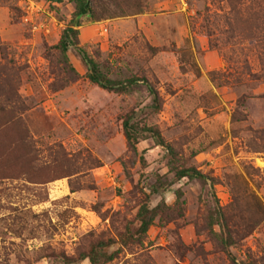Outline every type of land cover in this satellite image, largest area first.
Here are the masks:
<instances>
[{"label": "rangeland", "instance_id": "1", "mask_svg": "<svg viewBox=\"0 0 264 264\" xmlns=\"http://www.w3.org/2000/svg\"><path fill=\"white\" fill-rule=\"evenodd\" d=\"M88 2L72 39L125 91L59 46L75 0H0V264H264V0Z\"/></svg>", "mask_w": 264, "mask_h": 264}, {"label": "trees", "instance_id": "2", "mask_svg": "<svg viewBox=\"0 0 264 264\" xmlns=\"http://www.w3.org/2000/svg\"><path fill=\"white\" fill-rule=\"evenodd\" d=\"M47 1H60V0H47ZM76 1V6H75V11H74V17L72 18V22H71V26H68L64 29L62 35H61V39L59 41V46L62 48V50H66L67 46H75L79 55L81 56V58L83 59V61L85 62L86 66H87V76L88 79L91 82H94L96 84H98L99 86L106 88V89H114V90H120V91H125L126 90V85L124 84L125 82H123V84H120L119 82L115 81L112 82L107 76H105V74L103 72H101V70L99 69L96 61L91 58L83 49H81L80 47L77 46V43L75 42L74 39L72 38H76L75 36V31L76 29H74L75 26L79 25V18L83 15H88L89 14V2L88 0H75ZM143 81L144 79H137V78H131L128 79V84H132V83H137L138 81ZM148 89L150 91V93L152 94V104L151 106L154 107V109L157 108V104H158V99H157V94L156 91L152 88L151 85L148 84ZM146 129H141L143 132L145 131H149L151 132L153 135L156 136V138H160L159 132L153 128V127H143ZM124 132H125V137L128 141V145L130 147H134V144L136 142V137H137V133L138 129L136 126H134V124L129 122V119L124 120ZM163 144V142H162ZM184 175H189V176H201L204 177L203 174L199 173L197 170L195 169H182L179 173L178 176H184ZM157 209H152V210H148L147 207L145 205H142L139 209L138 212V218L140 219V226H139V231L141 233H145V231L147 230L148 226L152 223L153 220V215L155 214ZM147 212H151V215L147 216L146 213ZM219 215L220 212L218 210ZM112 241H101V242H97L96 244H94L90 250V252H88L87 255H85V257L87 256L90 260V262L92 264H95L97 261L100 262H106L108 260H110L112 258V255H106L105 252H101V248L104 247V245H107L109 243H111Z\"/></svg>", "mask_w": 264, "mask_h": 264}]
</instances>
